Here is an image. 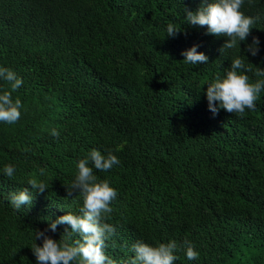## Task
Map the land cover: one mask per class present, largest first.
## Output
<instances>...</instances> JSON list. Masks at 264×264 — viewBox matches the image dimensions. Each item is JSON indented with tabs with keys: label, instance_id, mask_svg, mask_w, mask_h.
<instances>
[{
	"label": "trees",
	"instance_id": "obj_1",
	"mask_svg": "<svg viewBox=\"0 0 264 264\" xmlns=\"http://www.w3.org/2000/svg\"><path fill=\"white\" fill-rule=\"evenodd\" d=\"M202 2L0 0V67L23 80L13 93L20 119L0 121V264H37L36 229L81 214L83 197L67 189L92 149L120 160L107 172L89 163L118 193L105 248L117 264H130L138 241L173 240L199 253L189 260L181 247L174 264H264V90L243 117L213 114L206 97L236 56L251 64L250 82L264 78L255 75L264 68V0H245L241 11L259 19L240 49L222 54L227 37L186 22L185 8ZM169 23L180 29L175 37ZM253 37L256 56L246 51ZM194 45L207 64L183 61ZM9 87L0 79V94ZM9 164L12 179L3 174ZM30 178L48 189L35 192ZM25 187L33 204L14 209L9 196ZM66 229L48 235L59 240Z\"/></svg>",
	"mask_w": 264,
	"mask_h": 264
},
{
	"label": "clouds",
	"instance_id": "obj_2",
	"mask_svg": "<svg viewBox=\"0 0 264 264\" xmlns=\"http://www.w3.org/2000/svg\"><path fill=\"white\" fill-rule=\"evenodd\" d=\"M245 0H203L201 7L196 11L185 8L186 22L192 26H207V33L217 37L224 36L228 39L220 49L221 54L226 49H240V42L246 41L250 35L253 25L258 17L246 16L241 11ZM251 4L252 0H248ZM180 29L172 23L167 26V36L175 37ZM260 40L253 37L252 43L246 51L252 56L259 52ZM199 45L184 50V62L198 65L207 64L209 57L203 52H198ZM251 64L236 56L229 70L224 76L217 74L215 79L207 84L206 97L209 110L218 114L220 109L234 113L240 117L245 116L246 109L256 110V101L259 94L264 90V78L250 82L247 72H252ZM257 77H264V68L255 69ZM0 79L8 83L9 90L0 94V121L8 124L16 123L21 116L22 102L19 98L13 99V93L23 84V80L9 69L0 67ZM218 102V103H217ZM51 135L58 137L59 132L55 129ZM96 170L107 172L120 163L118 157L108 150L102 154L97 149H92L87 157L81 159L78 164V173L75 180L68 186V197L73 193L83 197V206L80 215L68 212L66 215L50 221L48 228L36 229L35 241L31 247L36 257L37 264H117V262L105 254L106 241L116 234V227L109 223L110 214L113 212L112 202L117 198V190L110 186L108 180H99L94 175ZM15 168L13 165H5L3 174L9 179L14 178ZM40 174H45V169H40ZM27 185H31L35 192L44 193L48 189L46 181L30 178ZM67 198V197H66ZM10 203L14 209L19 210L24 205L33 204V195L27 187L23 190L13 192L9 196ZM58 225H69L71 233L79 238L70 243L69 239L56 240L48 235V232H56ZM42 240V245L37 241ZM183 247L189 260L197 259L199 253L194 250L191 241L185 240L180 245L173 240L168 243H159L156 246L138 241L132 245L134 257L130 264H174L177 256L174 254Z\"/></svg>",
	"mask_w": 264,
	"mask_h": 264
}]
</instances>
